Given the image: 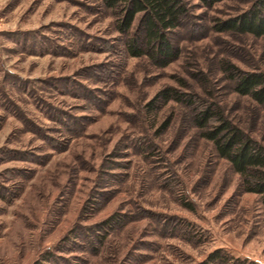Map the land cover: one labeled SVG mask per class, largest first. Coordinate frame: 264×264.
<instances>
[{
  "label": "rangeland",
  "instance_id": "374dc122",
  "mask_svg": "<svg viewBox=\"0 0 264 264\" xmlns=\"http://www.w3.org/2000/svg\"><path fill=\"white\" fill-rule=\"evenodd\" d=\"M184 2L160 64L102 0H0V264H264L263 198L193 122L210 105L264 146L225 68L264 73V35L216 30L253 0ZM167 87L185 100L148 108Z\"/></svg>",
  "mask_w": 264,
  "mask_h": 264
},
{
  "label": "trees",
  "instance_id": "16d2710c",
  "mask_svg": "<svg viewBox=\"0 0 264 264\" xmlns=\"http://www.w3.org/2000/svg\"><path fill=\"white\" fill-rule=\"evenodd\" d=\"M199 1L212 6L222 0ZM102 3L115 14L117 31L127 36L125 47L130 56L149 54L160 64H166L176 57V49L169 34L182 25L187 15L184 0H102ZM136 19L144 29L145 49L140 46L135 35L129 36ZM216 30L256 37L264 35V0H253L246 10L220 21ZM225 68L230 72L233 90L249 96L264 107V73L234 71L230 66ZM182 96L167 87L156 93L146 106L152 108L158 98L163 101L171 98L185 100ZM193 111V122L200 136L211 141L217 155L226 159L239 174L243 191L261 195L264 202V146L210 105L194 108ZM209 258L217 259L220 255L214 251Z\"/></svg>",
  "mask_w": 264,
  "mask_h": 264
}]
</instances>
